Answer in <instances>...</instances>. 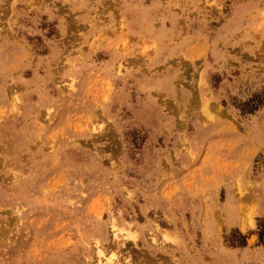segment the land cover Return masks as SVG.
Segmentation results:
<instances>
[{
    "label": "rangeland",
    "instance_id": "1",
    "mask_svg": "<svg viewBox=\"0 0 264 264\" xmlns=\"http://www.w3.org/2000/svg\"><path fill=\"white\" fill-rule=\"evenodd\" d=\"M263 93L264 0H0V264H264Z\"/></svg>",
    "mask_w": 264,
    "mask_h": 264
},
{
    "label": "trees",
    "instance_id": "2",
    "mask_svg": "<svg viewBox=\"0 0 264 264\" xmlns=\"http://www.w3.org/2000/svg\"><path fill=\"white\" fill-rule=\"evenodd\" d=\"M262 106H264V93L262 95H255L252 99L242 104L241 108H238L241 113L252 115Z\"/></svg>",
    "mask_w": 264,
    "mask_h": 264
}]
</instances>
